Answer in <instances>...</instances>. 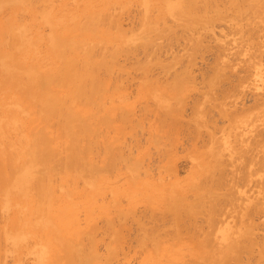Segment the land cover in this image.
<instances>
[{
	"label": "bare ground",
	"instance_id": "obj_1",
	"mask_svg": "<svg viewBox=\"0 0 264 264\" xmlns=\"http://www.w3.org/2000/svg\"><path fill=\"white\" fill-rule=\"evenodd\" d=\"M49 1L50 0H0V133L7 134L10 132H16V131L19 132L18 128L21 129L24 126L26 127L25 129L27 130V134H25L24 139H21V136H20V139L16 140L15 145L16 144L17 145L16 146L14 145L12 149L6 148L3 151L0 149V193H3L4 196H6V199H5L7 201V202L5 201L6 204L11 203V205L15 208V210L18 207L19 208L23 207L26 211H28V213L32 217H35V219H32V222H31L33 229L34 227L37 228V225H40L39 232H40V235H42L41 244L43 247V254L40 258V260L42 261V264L43 263L44 264H105L107 262L109 264L111 260L113 259L115 260V258L113 257H115L116 254L120 252L119 250L121 249V246H122L120 244L122 236L126 235V234H123L122 232H124V230L125 231L127 230L128 235L129 233H131L130 228L127 229L128 227L124 226L125 225L124 222L126 218L128 217H129L128 219H130L131 217L132 218L131 221L136 222L135 226H137L136 228L138 231V237L136 236V238L138 240L135 238L136 240L134 241H137L136 242L137 244H135L134 242L135 246L137 245L139 246V249L141 250L143 249L142 251H146L145 249L147 248V246L150 245L149 252H152L154 256L158 255L159 256V257L157 256L158 258L163 257V259H165L166 263L163 262L164 260L161 261L162 259L158 260V258L155 256L157 260L160 262V264L162 263H165V264H239L241 263V260L243 261V259H240L241 255L244 254L242 253L243 251H245V253L247 252L252 255V252H251L253 251L252 247L257 244L256 242L257 240L254 237H252L253 235L252 230L257 228V227L255 228L254 224L256 222L254 221V219H256L259 216L264 217V202L262 201L264 198L262 200L260 199V197L261 196L263 197L264 194L259 196L258 195L259 190H258L256 192L258 194L254 195L253 199H250V201L249 199H247L248 203L247 202L244 203V201H246L244 200L245 198L241 195H238L239 193L238 191H236L237 190L236 188L242 185L244 182L250 180L251 176L253 175L257 176L258 172L262 171V169L264 168V127L260 128L258 126L257 122L260 117L258 118L257 116L259 114L256 115L258 111L257 109L259 108L261 109L264 106V101H263L264 97L263 98L261 97L260 99V96H259L260 94L257 95L259 97L254 95L255 97L251 103L252 105L247 106V108L246 107L241 108L240 112H236V109L234 110L233 108H232L233 110H230L231 105L232 107L233 105L236 107V102H233V104L231 103V105L228 106V104L225 103L224 101V98L227 97L225 95L226 92L225 94L220 93V94H223L224 96L222 95V97H218L216 90L218 92L219 91L218 89L222 85L221 83L225 82L224 75L226 72H228L226 69L228 68L230 69L231 66L230 64H227L226 66L224 61H223L224 63L221 64L219 63V61L216 60L217 63L214 65V67L212 66L213 69L210 72L211 75L207 73L209 77L206 78L205 80L206 85L204 84L207 90L202 95V101H195V102L192 101L193 104L191 102L192 109H191V114H190L191 117H189L190 118L189 122L192 125L195 133L197 134L200 131L202 132L206 128L209 129L208 126H212L210 130L213 129L215 133L219 131L220 134L223 133V135L225 136L222 139H217L214 136V134L208 132L207 135H208L209 142L214 144L213 146H216V147H213L211 143H210L211 146H207L205 144L204 146L203 144H201L200 146L194 145L191 151L190 152L188 151L192 155V156L190 155V158L194 160L192 161L194 165L193 170L190 172L191 173L190 178L188 177L189 179L187 178V180L185 178L184 184L179 185L177 184L178 183L177 177L174 174V172L176 171L175 164H174V158H173L174 155L176 154V152L174 151V147H176L177 143H180L183 140L181 139L183 137L184 139L186 138V141L190 140V137H188L190 133L189 132L186 133L185 132L187 131L186 129L185 131L183 130V128L185 127H182V124H181L182 122H180V128L178 130L179 124L178 126H176L175 125L176 123L173 120H176L179 109L181 108L182 103L184 102V98L186 96L187 97L189 96L188 93L190 92L192 88L191 86H185L186 85L185 83L187 82V80H189V84H190V81H192L190 79L192 77L190 78V76H188V74L185 73L186 71L184 70L185 74H183L184 77L182 79H180L177 76L175 77L172 76L173 81L171 80V83L166 84V86L164 85L158 86V84H155V87H153V89L149 87L152 90V92L148 91L149 95L150 93L154 92L150 96L147 95L148 92L147 94L145 93L147 85L142 84V88L141 86L140 88H138L139 91H138L137 97H139V99L148 100L146 102L147 103L149 102V104L151 102V107L148 106L147 104H144L142 106L143 109L145 105L146 107L148 106L150 108V111H149L147 107V110L149 112L146 109H144V112L146 111L148 112V114L147 113L145 114L143 112V115L146 116V117L144 116L145 117L144 119L147 121L144 123L142 119L143 115L138 114L139 116L136 117L131 114L133 113L131 112L133 109H131V104H130L132 101L130 103H128L129 100L124 102L122 100L126 98H123L121 100V102L123 103L122 104L119 103V106L117 105L118 104L117 101H119L118 99L119 97L116 98L117 96L115 95L117 93L115 94V92L119 91V89L117 88L119 85L117 86L116 84L117 80H116L114 81V85L111 86L110 83L112 81L109 80V75L112 71L114 59H116L115 56L121 53L118 51L120 49H123L122 44H124V42L122 41V44H121L122 46L116 43L117 45H119V47L121 46L122 48L118 47L119 49L117 48V51H114V48H115L114 47L113 48L114 52L111 50L112 48L110 49L111 50L110 51L108 48L111 47L110 46L111 44L109 43H111L112 41L111 40L109 41V39H105L107 38V37H104L107 32L105 31V29L107 28L103 26H105L108 20H112L114 17V14L112 17L110 16L111 14L107 13L108 10L110 11V13H112L111 12L112 10L110 9H112V6H114V3L116 4L115 6L117 7L120 6L118 8L122 9L121 7L125 6L129 2L125 0L128 3L122 6V4L117 5V3H122L125 1L116 3L115 2L116 0H81L82 1V8H80L81 10L79 9L80 10L78 11L79 13L74 12L73 14H71V17L69 16L70 20L67 22L68 23L70 22V24H68L65 20V16H60V17L50 16L52 12L48 8L45 7L46 6L45 3L47 2L48 4ZM52 1L53 0H51V2ZM66 1L69 2L70 4L71 1L75 2L76 0H70V1L62 0V2H64L65 4H68L66 3ZM150 1H154V0H139L138 1L140 2V4L144 6V11H143V14L140 12V15L137 17H140V20H142V15H144L145 17V20H144V23H146L144 24L145 32L142 29L144 33L147 32L148 34L149 31L154 32L152 35L156 38L159 37L161 39L165 37L166 35H170L173 32V28H176L175 26L177 27L181 26L180 24L182 22L181 21L182 19H184L183 22L184 21L187 22L188 20H191V21L193 20V22H195L194 21L195 18L194 19L192 18L193 16H191L192 15L191 13L193 12L198 13V9L199 7H201L199 6V3L203 6L202 9L207 8V6L204 8L205 6L204 4L206 2H203V0L202 1L201 0H174L173 2L169 0H160L161 1L160 5L161 3H163V7L156 6L159 4L157 2L158 0L154 1V2H157L158 4L156 5L152 4V5H155L156 7H152L150 4ZM196 1H198L199 3ZM209 1L207 2L212 3L213 0L211 2ZM231 1H234V0H231ZM237 1L240 2L242 0H237ZM243 1L247 2L248 4L246 3V5L248 6H245V3L244 5H242L241 3L243 8L241 6H239L238 8L237 6L238 2L237 4L235 3L236 6L234 5V2H233L232 6H235L236 8L239 9V10L236 9V11L239 12L237 13L238 15L240 13L244 15V13L247 12L246 10H248V12H250L251 14L256 13V15L258 16L264 14V10H263L264 7L262 6V3H261L262 1L264 4L263 0H257V1L256 0H243ZM54 2H56V0H54ZM97 3H100V4L97 5ZM225 3H226V0H225ZM39 4L40 6L41 5L43 6V4H45V6L43 7L41 6L43 9H41ZM258 4H261V6ZM35 5H37V7L39 6L38 8L41 9L39 11L38 16L36 12H38L39 9L36 11L37 8L34 9ZM229 6H231V4ZM229 6L228 8H226V10L232 8ZM151 7L154 9L156 8V14H155L156 20H153L152 22L154 24H152L151 22L152 27L151 26L149 27L148 24H150V21H151V20L149 21V18H150L149 16H152V15H149V13H151L150 12L152 9ZM235 7H234V10H235ZM256 8L262 9L263 12L261 13L260 10L259 12L257 11L255 12V10H258ZM202 9H199V10H201L200 12L204 14V11ZM122 11H124V9ZM5 12H7V14ZM210 12L211 13L214 12L212 14L213 17H214V14L216 15L218 14L217 13L218 11L215 12L213 10L212 11L210 10ZM229 12H232V10ZM234 12L235 11H233L232 13L234 14ZM25 13L30 14L31 18L33 19L37 17L38 20L41 21L42 25L43 24L48 25L50 28L49 34L45 37L40 34L31 35V31H32L30 27L31 24H28L27 21H25L27 18L23 15ZM202 13L201 15H203ZM205 13L208 15V12L205 11ZM219 13H223V10L222 12H219ZM232 13L230 14L233 16ZM3 14L7 16H3ZM105 14H109L111 19H109V16L107 19V17H105L107 15ZM188 14H190V17H191V18L189 17L190 19H188L187 17ZM20 15L24 16L22 18V20L24 19L23 21L21 20L20 17L22 16ZM33 15H35V17ZM238 15H236V13L234 14V18H233L234 23H235V19L237 20ZM240 15L238 16V20L235 23L236 26L238 25L240 27L241 23L239 24V22H241L240 21L241 16L243 17V19H245L246 21L248 20L250 22L249 26H252L251 24L253 20H249L245 18L248 16L247 14L246 16H243V15L240 16ZM232 16L229 17V21L232 18ZM69 17H66V18L69 19ZM213 17H212V21H213ZM257 17L255 16L253 17V19ZM262 17L264 18L263 15ZM217 18L218 19L215 18L216 20L214 21L221 20V18L219 17ZM247 18H252V16L251 17L248 16ZM102 19H103V24L105 23L103 26H102ZM167 19H169V21ZM185 19H188V20H185ZM104 20H107V21L105 22ZM170 20L173 21V23H176V22L178 23V21L180 20L179 22L180 24L177 25L176 23L175 25L174 24L172 25ZM197 20L198 18H196V21ZM202 20L205 21V19L203 18L201 20H198L195 23H198L200 25L201 24L200 22H202ZM256 20L253 23L254 25L256 23ZM191 21H189L188 24L192 23ZM233 21L231 20L230 22H233ZM65 22L67 23V25L64 24ZM111 22L112 21H110V23ZM118 22L116 20L112 22L113 26L115 25L114 27H112L110 23H107V24H110L109 26L106 24L107 27L111 26L110 27L111 30H109L107 33H110L112 31V28H114L115 30L116 25H118V29H119ZM138 22H141V21H138ZM247 22H245V24ZM203 23L205 22H202V25L200 26H204V25L206 26V23L205 24ZM258 23L259 21H257L256 24ZM192 24H193L192 25L193 28L197 26V25L194 26L195 25L194 23ZM211 24H213V22ZM153 26L160 27V28L159 30L158 28L153 29L154 28ZM200 26H198V28ZM207 26H209V24ZM190 27L187 25L185 28H188L189 30ZM192 27H191V30H194V32H196L197 30L195 31V29H192ZM241 28L238 29L234 27L233 30L237 29L236 31H233L232 29H229V30L233 31V33L239 30L235 34H238L237 39L239 38V41L241 40L242 42L243 41L242 38L245 35V32H243ZM191 30H189V34L192 32ZM229 30L227 29L226 31H229ZM117 31L115 30V33ZM151 32L149 33L151 34ZM197 32H198L197 34L196 33L194 34L195 36L200 34L199 31ZM257 32H260V31H256L255 33ZM115 33H113L112 31L113 36L110 35V37L112 36L111 39H114V37L118 38L117 36H114ZM144 33L141 34L139 32L138 36L141 34L143 38ZM193 33H192V37L190 36L191 34L189 36L195 41V39L198 38L199 36L195 38ZM120 34H115V35L119 36ZM150 34L148 35V37L150 38L145 36L142 39L139 36L142 40H140L139 37H137L139 39H136V38L134 39V37L131 39H127L126 44L128 46L124 44L125 48L127 47L129 48V46L133 47L135 45L140 46L143 49L147 48L151 42L156 40V38L152 37V35ZM175 35L177 34L175 33ZM261 35L264 36V34L260 33V37ZM101 37H103L104 40L109 41L108 43L109 45L108 44L106 45L108 46L107 49L109 50L107 53V56L104 54L105 50L104 51L102 50L103 48L106 47L105 44H102L101 42L98 43L99 41L104 42V40H102ZM119 37H122V36L120 35ZM199 38L197 40H199ZM169 39H168V42L171 44V41ZM197 40L195 42L192 41L194 44L193 48H196L198 46L200 48L201 44L197 43ZM38 42H43L42 44H45L43 45L45 47L43 49H46V50L43 52H45L44 53L45 55L47 54V58L51 59V61L55 59L56 62L54 61L52 65L51 63L48 65L44 64V61H43L45 57L44 54L42 55L44 56L43 58L39 57V52H37V49H36ZM115 42L121 43V41H115ZM200 42L203 43L201 40ZM97 43L98 45L101 44V47L99 46L100 48L99 47L97 48L99 51H97V54H95L94 51L96 50L95 47ZM112 44L114 45V42ZM242 45L244 44L242 43ZM249 45H253L254 47L255 43L251 41L249 42ZM150 46L152 47L153 44ZM162 46H164V44ZM224 46H223L222 51L224 50ZM248 47L250 49L252 48V46L251 47L248 46ZM125 48H124V51H125ZM128 48L126 49V52L124 54L126 53L128 54L127 52ZM100 50H102L101 52L104 54V56H106V58L109 59V61L104 59V56L101 57L102 53L100 52ZM149 50L151 49L149 48ZM158 50L160 51V47L156 51L157 54L155 53L157 56L158 54H160V52L158 53ZM219 50L218 52L221 53L220 52L221 50L220 51ZM255 50H258V47L257 49L255 48ZM190 51L192 52L191 49ZM109 52L113 54L110 55ZM191 52L188 53V56L191 54ZM248 52L250 54V51ZM238 53L239 51L234 54H238ZM108 55L111 56L110 57L112 58L111 60L108 57ZM215 57H218V56H215ZM219 57L217 58L218 60H219ZM175 58H173L172 61ZM175 60L172 63H177V60L176 62ZM213 61H215V59ZM135 63H132V64H135ZM240 63H242V61H240ZM254 63L257 64L256 61L253 62V64ZM169 64L163 65L162 67L165 69H170L173 67L172 65H175V64H170V65ZM117 65H119V63ZM128 67H131L130 64L128 65ZM137 67L135 69H138ZM241 67L243 68V66ZM244 67H246V65ZM247 67L250 69L249 66ZM179 68L175 72H178L180 70ZM248 68H245V70ZM123 71L127 74L126 70H123ZM240 71H244V70L242 69ZM175 72H172V73H175ZM172 73L170 74L172 75ZM114 74H116V71ZM249 74H245V76L246 75L249 76ZM238 76H235V77H238ZM119 77L120 76H118V80L120 81ZM244 77L242 76L241 79ZM113 79L115 80L116 78H113ZM183 80H184V85H181L182 84L181 81ZM234 81L235 80L233 79V81L231 82L233 83ZM222 86L224 87V85ZM234 86L236 85L234 84ZM234 86H232V88L235 90L236 87L234 88ZM240 86L241 85L239 84V87ZM230 89L231 88L229 87L228 93H227L228 96H229ZM224 91L225 90H223V92ZM107 96H109L110 99L115 96L116 104L114 102L115 99L114 100L112 99L111 101H113L115 105H111L112 104L111 103L107 107V105L105 104V100H106V103L107 101H110V99L108 100ZM219 98L222 99L220 100V102L217 101V99L219 100ZM230 98L231 97H229V99ZM232 99H235V98L232 97ZM171 101H173V103ZM216 101L217 103L219 102V104H216ZM221 101H223L229 107V109L227 106L226 108L224 106V103ZM143 102L144 101H142V103ZM123 105L124 107H122ZM117 106L119 108L121 107V109H119ZM125 107L128 109H125ZM212 108L214 109L217 108V111H218L217 116H218L219 121L221 119H227V121H229L228 126L219 127V128L215 127V120H213V117L215 115L211 118H209L210 115H208L210 114L209 112H211V110H214ZM124 109L126 111H124ZM129 109H131L129 111L131 113L128 112ZM140 111L141 110H139V112ZM180 111L182 112V110ZM165 114L169 115V117H171L172 115L173 119L168 118L169 120H171L169 121L167 117L165 116ZM206 115L209 116L208 117L209 119H207ZM161 116L163 117L165 116L169 122L165 118H164L165 120L162 119ZM53 121H56L58 126L57 124L54 125L57 127V129H55L56 133L52 135V131L50 133L48 124L51 126L50 123ZM109 127L111 128V130L115 128V130H113L114 132L112 131L113 135L114 134L115 135L110 137L112 134L111 133L109 134L110 136L108 138L106 135V131H108L107 128ZM125 127H128L131 130V133L129 134L131 136L129 138L130 140L128 139L129 143L128 142L126 143V141L124 143V140H126L124 138H123L124 139L123 142L122 141L120 142V138H121L120 135H123V132L125 134L127 133L125 132L126 131ZM103 128L107 130L102 131ZM128 128H126L127 131H128ZM136 128H139V129L141 128L139 132L140 131L146 132L147 137H145L146 138L145 144H141L140 140H138L139 137L136 135V132H137ZM248 128L250 129L249 135L246 134V129ZM25 129H24V132L26 131ZM104 131H105V134L102 137L103 139L101 138L102 141L99 139L101 142L99 143L98 138L100 137V135L102 136ZM225 133L227 134V136ZM15 134L17 135V133ZM177 134H179V137L181 134V138L176 137L175 135ZM142 135H143V132H142ZM136 136L138 138H136ZM173 137H176V138L172 139ZM229 137H231V139L233 138L232 139L233 141L232 140L230 141ZM159 139H161L160 141H162L163 143L160 142ZM162 139L163 140L165 139L166 141H163ZM146 146L149 148H147ZM150 148L154 149V151L156 152L155 155L152 154L151 156L149 154ZM98 149L101 150L99 153H98ZM94 153L98 154L99 156L100 154L103 155V158L101 157V160H100L98 156H97L98 158H95L96 156L94 155L95 156L93 157L94 159L93 158L91 159ZM222 156L223 158L224 156L225 158L226 157L227 158L223 159ZM55 157L59 158V160L62 161L61 165L62 164L63 165L62 167L60 166L61 170L60 169L57 170V168H59L60 162H56ZM154 157H156L158 160V163L156 164V167L154 168L156 169L155 179L150 180L151 182L150 181L147 182L144 180L143 182L139 181L138 175H140V173L144 171L146 173V170L149 169L151 166V163H150L151 159ZM96 159H98L99 161L95 163L94 161H96ZM54 160H55L54 162L55 164L52 163V161ZM154 160L152 162H154ZM56 163L58 164V167L56 166L57 165ZM160 163L164 165L159 166L161 165ZM39 166H41L39 170L43 169L42 172H46L45 173L46 176L41 175L42 173H38L37 168ZM55 166H56V169H55ZM55 172L57 173L59 172L57 174L59 178L57 179L58 182L56 181L57 183L53 187L52 186L53 184H51V179L49 178V175L55 174ZM83 174H84V177H85V174H87L88 177L84 178V180L88 183V185L91 188L95 190L96 195H97V192L100 193V191H98L100 187L97 184L99 178H101V180L103 181H106L107 179L106 176L109 175L108 176L109 179L112 177L113 181H116L120 176H122V174H125L124 176L125 181H122V182H125L124 183L125 185L122 184L125 187L121 185V187L115 188L114 187L115 185H114L113 186L114 189L112 190L110 189L111 190L110 193L112 194V196L111 195H108V196L113 198L112 202L114 201L113 202L114 204H111V201H110L111 210L108 209L110 207L108 203L101 204L103 206L100 205L99 212H101L100 218L103 221V229H102V233H100V236L102 237L98 238L99 240L94 235V233L97 230L95 229H94L95 231L92 230L94 228L93 226L90 228L88 224L87 228L83 229L86 226L85 224L84 227L83 228L80 227L81 228L80 229L74 226V224H72L73 218L71 214L72 211L70 209L72 208V210L73 209L76 210L78 207L75 208V204L69 203L70 205L69 211L68 209L64 210L66 206V205L64 206V204H66L67 202H71L72 200L67 201L66 203H63V206L62 204L59 205L60 207L61 206L64 207L63 209L60 208L62 210V213L60 215H56L54 213L55 209L54 211H52V208H51L53 206L51 205L52 201L56 197V194H55L57 193L56 191H58L57 195H59L60 192L71 195V193H69V191L67 192L66 191L67 189L64 188L65 187L64 184L66 183V186H67V183H68V186H69L68 189L72 192V194H74L73 191L74 192L76 191L75 189L76 184L74 181L75 180L81 181L78 178H81ZM166 177H169V178L166 180ZM172 178H174V181H172L173 180ZM109 179H107V182L109 181ZM146 180L148 179L146 178ZM257 180L259 181V179L257 178L253 180L256 187L258 184ZM262 180L264 179L262 178L261 181ZM156 182L158 183L156 184ZM167 182H170L169 185ZM154 184L156 186H154ZM221 188H224V192L220 193L218 191L219 189L221 190ZM92 192L90 189V193ZM132 192H135V193L137 192L139 194V197L144 196L143 198H146L145 197L146 195L147 196L146 199L149 202L146 200V201H143L142 203L141 200L139 199L141 203H132L133 202L132 201L129 203V206L125 205L126 208H123L122 201H121L122 198L127 200L125 197H127V195H130ZM83 193H87V190L86 192L84 190ZM148 193L154 194V197H152ZM65 194H62V195H65ZM88 195H89V192H88ZM91 195H93V193ZM91 195H89L87 198H90ZM2 197L0 196V198ZM64 197L63 198L61 197V198L65 200L66 197L65 198ZM133 197L135 198L136 195ZM242 197L244 199H242ZM62 199L60 201H62ZM239 199L243 200V202H241L243 204L241 205V208H240L242 209V212L240 213L238 217L241 218V221H242V218L244 217L246 218L247 221L245 219H243L242 221L243 223H245L244 224L245 228L242 227L243 229H242L241 234L233 232V235H230L228 234V231L225 230V231L219 232L220 235H218L217 237L216 235L217 233H216L215 235L220 242H215L213 244L211 241L213 239V236L211 239L212 233L209 232L211 231L209 228L211 227L212 223L215 222V219L219 214L220 215H219L218 220L221 219L220 218L221 215H224V213L226 214V212H224V209H223L224 206L226 207L227 205H231ZM90 201L91 200H89V203ZM91 202H95V201H91ZM145 202H148L150 205H148V203L147 205H145L144 204ZM89 203L88 204L86 203L87 208H85L86 210L85 213L91 209V211L87 212L90 214V212L93 213V208H91V206L97 208L98 204L91 205L90 203L91 206H89ZM100 203H102V200ZM82 204H80L81 206L79 207V209L82 207ZM86 204L84 203V205ZM137 204H140L142 206L144 204V206H146L145 214L148 215L149 213V215L147 216L148 218L145 215V220L147 219L146 223H144L145 220L143 221V223L140 222L143 218L141 217L139 218V216L137 215L135 211L137 210L136 208ZM236 204L237 203H235V205ZM221 205L223 207H221ZM59 206L57 207L58 209H59ZM88 207H90V209ZM57 208H56V212H57ZM61 210H58V214L61 212ZM75 210L74 212H76ZM82 210L83 209H81V211ZM95 210L96 209H94V212ZM99 212L96 215H98ZM143 212H140V213H143ZM87 213L86 214L83 213V214L87 215ZM13 215L11 216L12 217L11 220H14ZM88 215L86 216V218L91 217ZM135 215L136 217L137 216L138 217L137 218L134 217ZM3 218L1 219V221H3ZM10 218L8 219L6 218V219L9 220ZM29 218L30 217H28V219ZM86 218L84 217V220L87 223ZM76 220L75 219L73 220L75 221L74 223L79 221V220L77 221ZM92 220L93 219H91V221ZM121 220L124 221L122 222V225L123 224L124 225L122 227H118L119 226L118 223L121 224V222H119ZM244 220L246 222H244ZM14 221H12L13 224L8 223L9 226L8 224H6V227H4L5 224L3 225V222L2 224H0V232L1 233L3 232V240H4V243H1L2 245L0 244V248H1L0 251L10 250L9 247L4 249L3 245L9 246L7 242H10L11 243L10 245H14L16 243L21 242L23 239L22 234H24V232L26 231L25 230L23 231V228H21V225L18 228V224H16L17 222L15 223ZM94 221H96V219H94L92 222ZM114 221H116L117 223L116 226L118 225L117 227L114 225L115 224ZM200 221L201 223L205 224V228L207 226L206 229L204 228V225L202 227L201 225L198 224V222ZM220 221L223 222L222 220ZM8 222H10V220ZM129 222H128V225H129ZM88 223L90 222L88 221ZM262 224L264 226V223ZM220 230H222V228ZM262 230L264 232V228ZM31 232H26V233H31ZM212 232L214 233L215 231H212ZM60 233L63 235H61ZM37 234L38 233L36 232V235ZM65 234L69 235V237H65L64 236ZM82 235L85 236V243H84V240H82L83 243L82 241H80L81 239H83ZM131 236L133 238V236L135 235L131 233ZM263 236L260 238L261 240L264 238ZM188 240L192 242L191 246H189L188 243H186V242H189ZM5 241L7 242L5 243ZM100 241L104 245V249H105L104 255L102 254L100 255L98 253V244ZM20 245L22 244L20 243ZM135 246L132 247V251H135L134 250ZM258 247H259L258 260H256L257 258L254 257L255 261H253L254 262L253 264H264V246L260 247L258 245ZM11 248L13 249V246ZM182 248H185L186 250L187 249L191 250L190 252L192 253L190 252H189L190 254L186 253V255L189 254V257L184 256L182 254V251H183ZM3 253L1 251L0 255L1 256L5 255ZM253 253L255 252L253 251ZM151 254L149 253V255ZM149 255L147 256L149 257ZM155 257L152 258L151 256L150 260L156 259ZM185 257H188V258L186 259ZM245 258L248 259V257H245ZM157 260L156 261L152 260L154 263L152 262L151 263L155 264V262H158ZM246 262H249V260L246 261L245 259V261H243V264H247ZM250 262H252V260Z\"/></svg>",
	"mask_w": 264,
	"mask_h": 264
},
{
	"label": "rangeland",
	"instance_id": "obj_2",
	"mask_svg": "<svg viewBox=\"0 0 264 264\" xmlns=\"http://www.w3.org/2000/svg\"><path fill=\"white\" fill-rule=\"evenodd\" d=\"M70 1V0H69ZM122 1H125V0H116L115 2L117 3V2H122ZM126 1H128V2H126ZM125 2H122V3H117V5L118 4H122V6L124 5V4H126V3H128V4H126L125 6H123V7H121L122 9H120V8H118V7H120V6H115L116 4L114 3V6H112V9H110V10H112L111 12L112 13H110V11L108 10L107 11V13H109V14H111L110 16H112L113 17V14H114V17H113V19L112 20H108V22H106L107 20H104L105 22H106V24L107 23H110V21H114V20H116L117 22H118V20H119V29H118V25H116V31L117 30H119V31H117L116 33H115V30H114V28H112V31H113V33H115V34H120L122 37H119L118 35H115L114 34V36H117L118 38H116V37H114V39H111V37L113 36V34H112V31L110 32V33H107L109 30H111L110 29V27L112 26V27H114L113 26V24H112V22L110 23L111 24V26L110 27H107L106 26V24H105V26H103L104 24H103V19H102V26L103 27H105V28H107V29H105V31H107L106 32V34H105V36L104 37H107V38H105V39H109V41L111 40L112 42L111 43H109V41L107 42L106 40H104V38L103 37H101L102 38V40H104V42H102V41H97L98 43H102V44H105V46L109 43V44H111L110 46V48H108V46H106L105 48L107 49H111L112 51H113V48H114V51H117V48L119 47V45H121L122 44V41L124 42V44L126 45V46H128L127 44H126V41H127V39H131V38H133L134 37V39L136 38V39H139L140 37L142 38V33H144L145 32V26H144V24H146V23H144V20H145V17H144V15H142V20H140V17H137V16H139L140 15V12L143 14V11H144V6L142 5V4H140V2H138L139 0H126ZM154 1H157V0H154ZM154 1H150V4H151V6L152 7H160V6H162L163 7V3H161V5H160V0H158L157 2L159 3H157V2H154ZM169 1H171V2H173L174 0H169ZM202 1V0H201ZM200 1V2H201ZM207 1H209V0H206V1H204L203 0V2H206L204 5V8L207 6V10L206 9H202L203 8V6L198 2V1H196V2H198L199 3V6H201V7H199V9H202L203 11H204V14L202 13V12H200L201 10H199L198 9V13H200V14H198L197 12H193V13H191L192 15L191 16H193L192 18L194 19V21L195 22H197L198 20H201V19H205V21H203L202 20V22H205L206 23V26L204 25V26H200V25H202V22H200L201 24L199 25L198 23H195V22H193V20L191 21V20H188V19H190L191 17H190V14H188L187 15V17H188V19H185V20H188L187 22L186 21H184L185 23H186V25H185V23L183 22V20L184 19H182L181 21V24L179 23L180 22V20L178 21V23H177V25H181V26H179V27H177V26H175L176 28H173V32L170 34V35H166L165 37H163L162 39L161 38H159V37H154L152 34L154 33V32H151V31H149V32H151V34L148 32V34H147V32L146 33H144V37L146 36V34H147V36L146 37H148V35L150 34V35H152V37H154V38H156V40H152L153 42H151L149 45H148V47L151 49V50H149V48L147 47V48H141L140 46H136V48H135V46H133V47H131V46H129V48H128V54L126 55V54H124L125 52H126V49L127 48H125V46H124V44H122L123 45V49H120L118 52H121V53H119L118 55H116L115 56V58L117 59H114V64H113V67H112V71H111V73H110V75H109V80H111L110 82V84H111V86L112 85H114V81H116L117 80V88L119 89V91L117 92H115V96H117L116 98H118L119 99V101H117V105L119 106V103L120 104H122L123 102H121V100L123 99V98H126V99H123L122 101H124V102H126V101H128L129 100V102L128 103H130L131 101V109H133L131 112H133V113H131V112H129L131 109H129L128 110V112L129 113H131L133 116H136V117H138L139 115H143V112H144V109H146L147 110V107L148 106H150L151 107V102H150V104H149V102L147 103L146 101H148V100H143V99H139V97H137V94H138V91H139V89L138 88H140V86H141V88H142V84L144 85H147V88H146V91H145V93L147 94V92L148 91H150V92H152V90L151 89H153V87H155V84H158V86L160 85V86H166V84H168V83H171V80H172V76H177V77H179L180 79H182L184 76H183V74H185V73H187L188 74V76H190V80H192V81H190V84H189V80H187V82L185 83L186 85L185 86H191V90H190V92L188 93V97L186 96L185 98H184V102L182 103V106H181V108L179 109V112H178V115H177V117H176V120H173V121H175V125L176 126H178V124H179V126H178V130H179V128H180V122H182L181 124H182V127H185V128H183V130L185 131V129L187 130V131H185L186 133L187 132H189L190 133V135H188V137H190V140H187L186 141V138L184 139V137L183 138H181V134H180V137H179V134H177V135H175L176 137H178V138H181V139H183L180 143H177V145H176V147H174V151L176 152V154L174 155V164H175V172H174V174L176 175V177H177V180H178V183L177 184H179V185H182V184H184V182H185V178H186V180H187V178L189 177L190 178V175H191V171L193 170V162L192 161H194V160H192L191 158H190V151H191V149H192V147H194V145H196V146H200L201 144H205V145H207V146H213L214 144H212L211 142H209V139H208V132H210V133H212V134H214V136L217 138V139H222L225 135H223V133H221L220 134V132L218 131V132H214L213 131V129L212 130H210L211 128H212V126H208L209 127V129L208 128H206L205 130H203L202 132L200 131L198 134L197 133H195V131H194V129H193V127H192V125L190 124V122H189V117H191V107H192V105H191V102L192 101H202V95L204 94V92L207 90V88H206V84H205V80H206V78H208L209 77V75L207 74V73H209L210 75H211V70L213 69V67H214V65L217 63L216 62V60L217 61H219V63H224L225 62V64H226V66H227V64H230V66H231V68L229 69H226L228 72H226L225 73V75H224V77H225V79H224V81L226 82H222L221 84L222 85H224V87L222 86H220V88L218 89L219 91V93L217 92V90H216V93L218 94V97H222V95L223 94H220V93H224L225 94V92H226V98H224V101H225V103H227L228 104V106H230L231 105V103L233 104V102H236V107L233 105V107H232V105H231V107H230V110H235L236 109V112H240L241 111V108H243V107H246L247 108V106H250V105H252L251 103H252V101H253V99H254V97L255 96H257L258 94H260L259 96H260V99H261V97L263 98L264 96V36H262L261 35V37H260V33L261 34H264V31H262V30H264V18L262 17V15L264 16V14H262V15H260V16H258V15H256V13L255 14H251L250 12H248V10H246L247 12H245V11H243V12H245L249 17H251L252 16V18H247V17H245L246 19H249V20H253V22H252V26H249L250 25V22L248 23L245 19H243V17L241 16V15H243L242 13H240L239 15L241 16V19H240V21L241 22H239V24H240V27L237 25H235V23H236V21L238 20V14L237 13H239L238 11H236V9L237 10H239L238 8H239V6H241L242 8H243V6L242 5H244V3H245V6H248V5H246V3L247 2H245V1H240V2H238L237 0L234 2V1H229V0H226V3H225V0H210L209 2H211L212 1V3H208ZM220 1V2H219ZM257 1V0H256ZM264 1V0H263ZM48 2V1H47ZM47 2L45 3L46 4V6H45V4H43V6H45L46 8H48L52 13H51V17H60V16H65V20H66V22L67 21H69L70 20V17H71V14H73L74 12H77V13H79L78 11H80L81 9L80 8H82V1L81 0H76L75 2H70V4H69V2H67L66 1V3H68V4H65L64 2H62V0H56V2H54V0L51 2V0L49 1V3L47 4ZM203 2H202V4H203ZM222 2V3H221ZM233 2H234V5L236 6V4H237V2H238V4H237V6H238V8H236L235 6H232L233 5ZM251 2V1H250ZM255 2V1H254ZM40 3V2H39ZM208 3V4H207ZM236 3V4H235ZM241 3H242V5H241ZM259 3H260V1H259ZM261 3H262V6L264 7V4H263V2L261 1ZM41 4V3H40ZM40 4H39V6H40ZM98 4H100V3H97V5ZM152 4H158V5H152ZM231 4V6H229ZM240 4V5H239ZM248 4V3H247ZM251 4H253V3H251ZM255 4V3H254ZM258 5H260L261 6V4H258ZM38 6V7H39ZM42 6V5H41ZM40 6V7H41ZM42 6V7H43ZM48 6V7H47ZM52 6V7H51ZM228 6L229 7H232V8H230V9H227V10H229V11H231L232 10V12L233 11H235L234 12V14L236 13V15H238L237 16V20L235 19V23H234V21H233V18H234V14L232 13V12H229V11H227L226 10V8H228ZM37 7V5H35L34 6V9H36V11L39 9ZM41 7V9H43ZM113 7H114V9H113ZM127 7V8H126ZM151 7V8H152ZM224 7H225V9H224ZM234 7H235V10H234ZM262 7V8H263ZM241 8V9H242ZM259 8H261V7H259ZM41 9H39L38 10V12H36L37 13V16H38V14H39V11L41 10ZM80 9V10H79ZM124 9V11H122ZM126 9H128V10H126ZM256 9H258V8H256ZM154 10V11H153ZM209 10V11H208ZM210 10L212 11H215V12H217L218 14H220V15H216V14H214V17H213V13H211L210 12ZM222 10H223V13H219V12H222ZM225 10V11H224ZM259 10H260V12L262 13L263 12V10L262 9H258V10H255V12L257 11V12H259ZM120 11H122V12H120ZM205 11L206 12H208V15L205 13ZM151 13H149V15H152V16H149L150 18H149V21H150V24H148L149 25V27L151 26L152 27V25H151V22L153 21V20H156V18H155V14H156V8L154 9V8H152L151 9V11H150ZM154 12V13H153ZM209 12H210V14H209ZM6 14H7V12H5ZM4 13V14H5ZM106 13V12H105ZM153 13V14H152ZM201 13L203 14V15H201ZM230 13H232L233 14V16L230 14ZM244 13V15L243 16H246V14ZM260 13V14H261ZM3 14V16H7V15H4ZM27 13H25V14H23L25 17H27L26 18V20L25 21H27V23L28 24H31V35H35V34H40V35H42V36H47L48 34H49V31H50V28H49V26L48 25H45V24H41V21L40 20H38V18L36 17L35 19H33V18H31V16H30V14H27ZM34 14H35V12H34ZM109 14H105V15H107V16H105V17H107V19H108V16H109ZM122 14V15H121ZM138 14V15H137ZM250 14H251V16H250ZM259 14V13H258ZM32 15V14H31ZM117 17H116V16ZM210 15V16H209ZM215 15H216V17H215ZM232 16V18L230 19V21L232 20L233 22H230L229 21V17H231ZM20 16H22V15H20ZM24 16H22V17H20L21 18V20H22V18L24 17ZM34 17H35V15H33ZM32 16V17H33ZM70 16V17H69ZM109 16V19H111V17ZM207 16V17H206ZM257 17L258 19H260V20H258L257 18H254L253 19V17ZM30 17V18H29ZM66 17H69V19H67ZM187 17H185V18H187ZM190 17V18H189ZM202 17V18H201ZM211 17V18H210ZM212 17H213V21H212ZM217 17H219V18H221V20H217V21H214V20H216V19H218ZM262 19H261V18ZM139 18V19H138ZM152 18V19H151ZM196 18H198V20L196 21ZM216 18V19H215ZM106 19V18H105ZM208 19V20H207ZM210 19V20H209ZM243 19V20H242ZM257 19V20H256ZM24 20V19H23ZM22 20V21H23ZM168 21H169V19H167ZM256 20V23H257V21H259V23L258 24H256L255 23V25L253 24L254 23V21ZM261 20H262V22H261ZM138 21H141V22H138ZM171 21V20H170ZM189 21H191L192 23H194L195 25L194 26H196L195 28H193L192 27V23H189L188 24V22ZM213 22V24H211L212 22ZM64 23V24H66L67 25V23ZM207 22H208V24H209V26H207L208 24H207ZM210 22V23H209ZM245 22H247L246 24H248V25H246L245 24ZM117 23V24H118ZM141 23V24H140ZM176 23H173V21H171V24L173 25H175ZM205 23H203V24H205ZM234 23V24H233ZM68 24H70V22L68 23ZM110 24H107L108 26L110 25ZM152 24H154L153 22H152ZM169 24V23H168ZM237 24H238V22H237ZM243 24H245V25H243ZM262 24V25H261ZM171 25V26H172ZM191 26L192 27V29H195V31L197 30V31H199V33L200 34H202V35H194L195 33L197 34L198 32L196 31V32H194V30H191V27H190V29L189 30H191L192 32L189 34V30H188V28H185L186 26ZM232 25V26H231ZM241 25H243V26H241ZM198 26H200L199 28H198ZM235 28H241V30L243 31V32H245V35L243 36V38H242V42H241V40L239 41V38L237 39V36H238V34H235V33H237V32H235V33H233V31H236L237 29H235V30H233V28L234 27ZM154 27V26H153ZM156 27V26H155ZM153 28V29H157L158 28V30H159V28L160 27H156V28ZM173 27V26H172ZM201 27H202V29H201ZM229 27H231V28H229ZM233 27V28H232ZM244 27V28H243ZM250 27V28H249ZM253 27V28H252ZM178 28V29H177ZM179 28H181V29H179ZM142 29H143V31H142ZM153 29H152V31H153ZM176 31H175V30ZM229 30V29H232L233 31H226V30ZM262 29V30H261ZM174 31H175V33L177 34V35H175V33H174ZM181 31V32H180ZM256 31H260V32H257V33H255ZM139 32L141 33L139 36H138V34H139ZM178 32V33H177ZM194 32V33H193ZM228 32H229V34H228ZM180 33V34H179ZM192 33H193V35L195 36V38L197 37V36H199L198 38H199V40H197L198 38H194L195 39V41L197 40V43H200L199 45H200V48H199V46L198 47H196V48H193V42L192 41H194L192 38H190V36L192 37ZM231 33H233V34H231ZM249 35V36H247V35ZM109 35V36H108ZM110 35H112L111 37H110ZM175 37H174V36ZM178 35H179V37H178ZM190 35V36H189ZM233 35V36H232ZM172 36V37H171ZM182 38H181V37ZM240 36H242V35H240ZM239 36V37H240ZM109 37V38H108ZM123 37H125V38H123ZM137 37H139V38H137ZM143 37V38H144ZM178 37V38H177ZM246 37H247V39H246ZM248 37H249V39H248ZM100 38V39H101ZM119 38H121V39H119ZM140 38V40H142ZM148 38H150V37H148ZM169 38H171V39H169ZM173 38V39H172ZM230 38V39H229ZM252 38V39H251ZM168 39L171 41V44L168 42ZM180 39V40H179ZM192 39V40H191ZM174 40V41H173ZM182 40V41H181ZM200 40L203 42V43H201L200 42ZM253 42V43H255V45H254V47H253V45H249V42H251V41ZM115 41H121V43L120 42H115ZM160 43H159V42ZM167 43H166V42ZM194 41V42H195ZM199 41V42H198ZM226 41V42H225ZM230 43H229V42ZM237 41V42H236ZM246 42V44H245V42ZM105 42H107V43H105ZM114 42V45L112 44ZM173 42V43H172ZM225 42V43H224ZM228 42V43H227ZM236 42V43H235ZM43 42H38V44H37V46H36V49H37V52H39V57H44V56H42L45 52H43V51H45L46 49H43V48H45L43 45H45V44H42ZM98 43H97V45H96V47H95V54H97V51H99L97 48L100 46L101 47V44L100 45H98ZM116 43H118L119 45H117ZM166 43V44H165ZM185 43V44H184ZM219 45H218V44ZM227 43V44H226ZM242 43L244 44V45H242ZM248 43V44H247ZM262 43V44H261ZM108 44V45H109ZM116 44V45H115ZM139 44V43H138ZM137 44V45H138ZM153 44V46L151 47L150 45H152ZM156 44V45H155ZM158 44V45H157ZM164 44V46H162ZM168 44V45H167ZM170 44V45H169ZM257 44V45H256ZM121 45V46H122ZM140 45V44H139ZM160 45V46H159ZM216 45V46H215ZM227 47V49H226V47ZM231 45V46H230ZM232 45H233V47H232ZM242 45V46H241ZM113 46V47H112ZM117 46V47H116ZM119 47V48H122V47ZM160 47V51L158 50V53L160 52V54H158V56L156 55L157 54V49H159V47ZM191 48H190V47ZM202 46V47H201ZM223 46H224V50L222 51V49H223ZM236 48H235V47ZM248 46H252V48L250 49ZM99 47V48H100ZM103 47V46H102ZM217 47V48H216ZM220 47H221V49H220ZM240 47V48H239ZM257 47H258V50H255V48L257 49ZM105 48H101L103 51L105 50V52H104V54L107 56V53H108V49L106 50ZM118 48V49H119ZM124 48H125V51H124ZM138 48V49H137ZM199 48V49H198ZM248 48H249V50H248ZM262 48V49H261ZM155 49V50H154ZM190 49L192 50V52L190 51ZM197 51H196V50ZM217 49V50H216ZM221 51H220V50ZM236 49V50H235ZM239 49V50H238ZM243 49V50H242ZM260 49V50H259ZM102 50H100V52L102 51ZM110 50V51H111ZM124 52H123V51ZM147 50V51H146ZM152 50H153V52H152ZM218 50L221 52V53H219L218 52ZM242 50V51H241ZM250 51V54H249V52L248 51ZM107 51V52H106ZM113 51V52H114ZM150 51V52H149ZM155 51V52H154ZM194 51V52H193ZM239 51V53L238 54H234V53H236V52H238ZM256 53V55H255V53ZM99 52V53H100ZM117 52V53H118ZM191 52V54L188 56V53H190ZM248 52V53H247ZM102 53V52H101ZM110 53V55L111 54H113V53H111V52H109ZM156 53V54H155ZM226 53H227V55H226ZM231 53V54H230ZM244 53V54H243ZM254 53V54H253ZM104 54L102 53L101 55V57H103L104 56ZM131 54H132V56H131ZM193 54V55H192ZM217 54V55H216ZM232 54H234V55H232ZM252 54V55H251ZM45 55V54H44ZM100 55V54H99ZM110 55H108V57L110 58L111 56ZM124 55V56H123ZM187 55V56H186ZM221 55V56H220ZM225 55V56H224ZM231 55V56H230ZM248 55V56H247ZM106 56H104V59H106V60H108L109 61V59L108 58H106ZM119 56V57H118ZM154 56H156V57H154ZM215 56H220L219 57V60L217 59L218 57H215ZM233 56H235V57H233ZM130 57H131V59H130ZM175 57H177V58H175ZM232 57V58H231ZM245 57V58H244ZM173 58H175L176 60H177V63H172L173 61H172V59ZM221 58V59H220ZM229 58V59H228ZM233 59V60H231V59ZM112 58H110V60H111ZM215 59V61H213ZM237 59V60H236ZM246 59V60H245ZM176 60H175V62H176ZM226 60V61H225ZM235 60V61H234ZM43 61H44V64H50L51 63V65L54 63V61H55V59H53L52 61H51V59H48L47 58V54L45 55V57H44V59H43ZM116 61V62H115ZM118 61V62H117ZM136 63H135V62ZM181 63H180V62ZM224 61V62H223ZM228 61V62H227ZM240 61H242V63H240ZM246 61V62H245ZM247 61H248V63H247ZM256 61V63L257 64H253V62H255ZM56 62V61H55ZM130 62H132V63H135V64H132V63H130ZM138 62V63H137ZM171 62V63H170ZM244 62V63H243ZM119 63V65H117ZM122 63H123V65H122ZM175 64V65H172L173 67L172 68H170V69H165V68H163L162 66L163 65H168V64ZM181 65H180V64ZM235 63V64H234ZM247 63V64H246ZM250 63V64H249ZM252 63V64H251ZM121 64V65H120ZM130 64V66L131 67H128V65ZM132 64V65H131ZM169 64V65H170ZM179 66H178V65ZM233 64H234V66L236 67H234L233 66ZM238 64H239V66H238ZM135 65V66H134ZM137 65H138V67H137ZM161 65V66H160ZM246 65V67H244ZM124 66V67H123ZM127 66V67H126ZM133 66V67H132ZM180 66H182V67H180ZM213 66V67H212ZM238 66V67H237ZM241 66H243V68L241 67ZM247 66H249L250 67V69L247 67ZM252 66V67H251ZM138 68V69H135V68ZM176 67V68H175ZM180 67V68H179ZM244 70V71H240V70H242L241 68ZM254 67V68H253ZM163 68V69H162ZM174 68V69H173ZM178 68L181 70H179L178 72H175V71H177L178 70ZM245 68H248V69H246L245 70ZM123 70H126L127 71V74L123 71ZM171 70V71H170ZM184 70L186 71L185 73H184ZM234 72H232V71ZM249 70V71H248ZM115 71H116V74H114L115 73ZM147 71V72H146ZM208 71V72H207ZM114 72V73H113ZM172 72H175V73H172ZM230 72V73H229ZM244 72V73H243ZM248 72V73H247ZM120 73H122V74H120ZM170 73H172V75L170 74ZM177 73V74H176ZM182 73V74H181ZM250 73V74H249ZM125 74V75H124ZM174 74H176V75H174ZM178 74H179V76H178ZM244 74V75H243ZM245 74H249V76L248 75H246L245 76ZM114 75V76H113ZM169 75H171V76H169ZM181 75V76H180ZM206 75V76H205ZM227 75V76H226ZM239 75V76H238ZM113 76V77H112ZM118 76H120L119 77V79H120V81L118 80ZM124 76H126V77H124ZM128 76V77H127ZM230 76V77H229ZM233 78H232V77ZM235 76H238V77H235ZM244 77V78H242L241 79V77ZM123 77V78H122ZM171 77V78H170ZM173 77V78H174ZM204 77H205V79H204ZM228 77V78H227ZM235 77V78H234ZM113 78H116L115 80L113 79ZM140 78V79H139ZM189 78V77H188ZM231 78V79H230ZM146 79V80H145ZM156 79V80H155ZM233 79L235 80L233 83L231 82V81H233ZM240 79V80H239ZM149 80V81H148ZM227 80H229V81H227ZM246 80V81H245ZM173 81V80H172ZM241 81H243V82H241ZM245 81V82H244ZM141 82V83H140ZM151 82V83H150ZM182 82V84L181 85H184V80L183 81H181ZM237 84H236V83ZM119 83V84H118ZM121 83V84H120ZM149 84V86H148V84ZM232 83V84H231ZM242 83V84H241ZM247 83V84H246ZM115 84V85H116ZM205 84V85H204ZM234 84L236 85V86H234ZM239 84L242 86H240L239 87ZM121 85V86H120ZM234 86V88H235V90L232 88V86ZM123 86V87H122ZM152 86V87H151ZM151 89H150V88ZM198 87H200V88H198ZM205 87V88H204ZM229 87L231 88L230 90H229V96L227 95V93H228V89H229ZM244 87V88H243ZM143 88H144V86H143ZM226 88V89H225ZM241 88V89H240ZM117 89V90H118ZM221 89V90H220ZM232 89H233V91H232ZM120 90H122V91H120ZM223 90H225L224 92H223ZM238 91V92H237ZM231 92H232V94H231ZM118 93H120V94H118ZM154 93V92H153ZM153 93H150V95L151 94H153ZM242 93H243V95H242ZM245 93V94H244ZM123 94V95H122ZM221 96H220V95ZM262 94V95H261ZM120 95V96H119ZM147 95H149V92H148V94ZM149 95V96H150ZM232 95H234V96H232ZM235 95H236V97H235ZM255 95V96H254ZM115 96L114 97H112L111 99L109 98V96H107L108 97V100L110 99V101H107V103H106V100H105V104L107 105V107L111 104V105H115L116 104V98H115ZM126 96V97H125ZM224 96V95H223ZM242 96V97H241ZM253 96V97H252ZM259 96H257V97H259ZM107 97H106V99H107ZM217 97V98H218ZM229 97H231L230 99H229ZM232 97H234L235 99H232ZM199 98V99H198ZM114 100V102H115V104H114V102L113 101H111V100ZM137 99V100H136ZM229 99V100H228ZM260 99H259V101H260ZM134 100V101H133ZM220 100H222V99H220L219 98V100L217 99V101H219L220 102ZM226 100H227V102H226ZM231 100V101H230ZM142 101H144L143 103H142ZM217 101H216V104H219V102L217 103ZM263 101H264V98H263ZM172 103H173V101H171ZM221 102H223V101H221ZM224 103V102H223ZM224 103V106L226 107L227 105ZM230 103V104H229ZM144 104H147L148 106L146 107V105L144 106V109H143V105ZM192 104H193V102H192ZM220 104H222V103H220ZM105 105V106H106ZM117 106V107H118ZM137 106V107H136ZM227 106V107H228ZM122 107H124V105L122 106ZM226 107V108H227ZM119 108V107H118ZM139 108V109H138ZM233 108V109H232ZM238 108V109H237ZM119 109H121V107L119 108ZM125 109H128V108H126L125 107ZM124 109V111H126ZM138 109V110H137ZM148 109H149V111H150V108L148 107ZM212 109H214V108H212ZM228 109H229V107H228ZM260 109V108H259ZM259 109H257L258 111H257V113H256V115L257 114H259V115H257L258 116V118H259V120H258V126L260 127V128H262V127H264V106L259 110ZM139 110H141L140 112H139ZM145 110V111H146ZM151 110H152V108H151ZM180 110H182V112L180 111ZM263 111V113H262V111ZM123 111V110H122ZM148 111V110H147ZM144 112L145 114L147 113L148 114V112ZM127 112V113H128ZM217 108H215L214 110H211V112H209L210 114H208V115H210V117L208 116V115H206V117H207V119H209V118H211V117H213L214 115V117H213V120H215V127L216 128H219V127H226V126H228V123H229V121H227V119H221L220 121H219V119H218V116H217ZM258 112H260V113H258ZM139 114V115H138ZM180 114V115H179ZM261 114H262V116H261ZM145 115H143L142 117V119H143V121H144V123L145 122H147L144 118L146 117H144ZM165 116L167 117V119L168 118H171V119H173V116L171 115V117H169V115H166L165 114ZM163 117V116H161L162 117V119H166V117ZM180 116V117H179ZM209 117V118H208ZM215 117H216V119H215ZM164 119V120H165ZM166 119V120H167ZM181 119V120H180ZM206 119V120H207ZM261 119V120H260ZM169 120V119H168ZM167 120V121H168ZM178 120V121H177ZM180 120V121H179ZM169 121H171V120H169ZM168 121V122H169ZM218 121V122H217ZM256 123V124H257ZM260 123V124H259ZM51 124V126L48 124V128H49V130H50V133H51V131H52V135L53 134H55L56 133V130L55 129H57V127L56 126H54V125H56L57 123H56V121H53V122H51L50 123ZM52 125H53V127H52ZM212 125V124H211ZM57 126H58V124H57ZM213 126H214V124H213ZM101 127V126H100ZM111 127V126H110ZM107 128L108 129V131L109 130H111V128ZM129 127V126H128ZM128 127H125V132H127L126 134L123 132V135H120L121 136V138H120V142L122 141L123 142V140L124 139H126V140H124V143H125V141H126V143L128 142L129 143V138L131 137L129 134L131 133V130L128 128ZM26 127L24 126V127H22L21 129H19L18 128V130H19V132L18 131H16V132H10V133H4V134H1L0 133V149L3 151V150H5L6 148L7 149H12L13 148V146L15 145V143H16V140H18V139H20V136H21V139H24V137H25V134H27V130L25 129ZM54 128V129H53ZM113 128V127H112ZM126 128H128V131H127V129ZM24 129L26 130L25 132H24ZM107 129H105V128H103L102 129V131L103 130H107ZM141 129V128H140ZM139 128H136V130H137V132H136V135L139 137V139L138 140H140V143L141 144H145V137H147V134H146V132L145 131H140L139 132V130H140ZM53 130H55V131H53ZM113 130H115V128H113L111 131H106V135H107V137L109 138V134H111L112 133V131ZM249 128L248 129H246V134L247 135H249ZM105 131L103 132V134H102V136L100 135V137L98 138V140L100 139L101 141H102V137H103V135L105 134ZM108 132V133H107ZM114 132V131H113ZM139 132V133H138ZM142 132H143V135H142ZM15 133H17V135L15 134ZM145 134V135H144ZM195 136H194V135ZM226 134V133H225ZM115 135V134H114ZM113 135V133L111 134V136L110 137H112V136H114ZM118 135V136H119ZM125 135V136H124ZM193 135V136H192ZM200 135V136H199ZM203 135V136H202ZM205 135V136H204ZM117 136V135H116ZM136 136V138H138ZM199 136V137H198ZM226 136H227V134H226ZM176 137H173L172 139H174V138H176ZM191 137H193V138H191ZM102 138V139H101ZM124 138V139H123ZM177 138V139H178ZM129 139V140H128ZM151 139V138H150ZM181 139H179V140H181ZM229 139H230V141L233 139H231V137H229ZM100 140H99V143H101L100 142ZM161 139H159V141H160ZM163 140V139H162ZM192 140V141H191ZM5 141V142H4ZM154 141V140H153ZM155 141H156V139H155ZM158 141V140H157ZM158 141V142H159ZM163 141H166L165 139L163 140ZM233 141V140H232ZM157 142V143H158ZM160 142H162V141H160ZM159 142V143H160ZM193 142H194V144H193ZM163 143V142H162ZM210 143H211V145H210ZM180 144V145H179ZM17 145V144H16ZM15 145V146H16ZM101 145V144H100ZM204 145V146H205ZM179 146V147H178ZM147 147V146H146ZM178 147V148H177ZM213 147H216V146H213ZM147 148H149V147H147ZM188 150H187V149ZM190 148V149H189ZM101 150L100 149H98V153L100 152ZM189 151V152H188ZM149 154L152 156V154H154L155 155V151H154V149L153 148H150V150H149ZM187 152V153H186ZM95 153H97V152H95ZM93 154L92 155V157H91V159L93 158V157H95V158H98L99 157V159L101 160V157L103 158V155H101L100 154V156L98 155V154ZM95 155V156H94ZM153 155V156H154ZM98 156V157H97ZM192 156V155H191ZM226 156V155H225ZM225 156H224V158H223V156H222V158L223 159H226L225 158ZM55 159H56V162H60L59 164V168H57V170H61V168H60V166L62 167V165H61V162L62 161H60L59 160V158H57V157H55ZM94 159V158H93ZM155 159V160H154ZM154 160V162H152ZM97 161H99L98 159H96V161H94L95 163L97 162ZM55 162V160L54 161H52V163H54ZM100 163V162H99ZM151 166H150V168L149 169H147L146 170V173H145V171L144 172H141L142 173V175H141V173H140V175H138V179H139V181H142L143 182V180L144 181H150V180H152V179H155V177H156V169H154L155 167H156V164L158 163V160H157V158L156 157H154V158H152L151 159ZM55 164V163H54ZM53 164V165H54ZM57 164V163H56ZM161 165H159V166H163L164 164H162V163H160ZM192 165V166H191ZM57 167H58V164L56 165ZM56 166H55V169H56ZM39 168H41V166H39L38 168H37V171H38V173H42L41 175H45V173L46 172H42L43 171V169L41 170H39ZM43 168V167H42ZM264 168L262 169V171H259L258 172V174H257V176L256 175H253V176H251L250 177V180H248V181H246V182H244L242 185H240V186H238L235 190L236 191H238V195H241V196H243L242 197V199H244V200H246V201H244V203H248V200L247 199H249V201H250V199H253V197H254V195H256V194H258L259 196H261V195H263L264 194V180H262L261 181V179L263 178L264 179ZM56 171V170H55ZM84 172V171H83ZM82 172V173H83ZM59 173V172H58ZM57 172H55V174H52V175H49V178L51 179V184H53L52 186L54 187V185L58 182V174ZM85 173H86V171H85ZM130 173V172H129ZM145 173V174H144ZM87 174H88V172H87ZM87 174H85V177H84V174L82 175V179L81 178H78V179H80L81 181H79L78 179V181H74L75 182V184H76V191L74 192L73 191V193L74 194H72V192L68 189L69 188V186H68V183H67V186H66V183L64 184V188L65 189H67L66 191L68 192L69 191V193H71V195H69V194H65V193H63V192H60V194L59 195H57L58 194V191H56L57 193H55L56 194V197H55V199L52 201V204L51 205H53L51 208H52V211H54V209H55V211H54V213L56 214V215H60L61 213H62V210L61 209H63L64 207H62L63 206V203H66L67 201H71V202H67L66 204H64V206H65V209L64 210H67L68 209V211H69V203H71V204H75V208H77L76 210L75 209H73L72 210V208L70 209L71 211H72V213L71 212H69V213H71L72 214V224H74V226H76L77 228H83L84 227V225L86 224V226L83 228V229H85V228H87V226H88V224H89V227L91 228L92 226L94 227L92 230H97L95 233H94V235H95V237L98 239V238H101L102 236H100V233H102V229H103V221L101 220V218H100V216H101V212H99L100 211V205L101 204H104V203H108L109 204V206H110V201H111V204H114L113 202H112V200H113V198L112 197H110V196H108V195H111L112 196V194L110 193L111 192V190L112 189H114L113 188V186L116 188V187H121V185L122 184H124L125 182H122V181H125V178H124V176H125V174H122V176H120L116 181H113V179H112V177L109 179L108 178V176L109 175H107L106 177H107V179H109V181L107 182V179H106V181H103V180H101V178H99L98 179V182H97V184H98V186L100 187L99 188V190L98 191H100V193L99 192H97V195H96V192H95V190L93 189V188H91L89 185H88V183L84 180V178H86V177H88L89 176V174H88V176H87ZM260 174V175H259ZM145 175V176H144ZM46 176V175H45ZM256 176V177H255ZM263 176V177H262ZM122 178H124V179H122ZM146 178L148 179V180H146ZM169 177H166V180L168 179ZM188 178V179H189ZM227 178H228V176H227ZM255 178H257V179H259V181H261V182H259L258 180V184H257V187L255 186V183H254V179ZM103 179V178H102ZM138 179H137V181H138ZM173 179V180H172ZM172 179H170V180H172V181H174V178H172ZM184 180V181H183ZM57 181V182H56ZM85 181V182H84ZM155 181V180H154ZM172 181H170V182H172ZM77 182V183H76ZM84 184H83V183ZM101 182V183H100ZM104 182V183H103ZM151 182V181H150ZM170 182H167L168 183V185H169V183ZM179 182H181V183H179ZM87 183V184H86ZM158 182H156V184H157ZM262 185H261V184ZM107 184H109V185H107ZM111 184V185H110ZM118 185V186H117ZM125 185V184H124ZM124 185H122V186H124ZM261 185V186H260ZM109 186H110V188H109ZM154 186H156L155 184H154ZM178 186V185H177ZM260 186V187H259ZM89 187V188H88ZM108 187V188H107ZM112 187V188H111ZM125 187V186H124ZM86 188V189H85ZM89 189V191H88V189ZM104 188V189H103ZM226 188V187H225ZM262 188V189H261ZM77 189H78V191H77ZM90 189H91V192L93 193V195H91L92 193H90ZM111 189V190H110ZM85 190V192H86V190H87V193H83V191ZM259 190V192L258 193H256L257 191ZM55 191V190H54ZM108 191V192H107ZM81 192V193H80ZM88 192H89V195H91L90 196V198H87L89 195H88ZM105 192H106V194H105ZM218 192H224V188H221V190L219 189V191ZM261 192V193H260ZM65 194V195H62V194ZM110 193V194H109ZM134 193L135 192H132L130 195H127V197H125L127 200H125L124 198H122V205H123V208H126V206L128 205L129 206V203L130 202H132V203H143V201H146L147 199V196L145 195V197L146 198H143L144 196H141V197H139V194L136 192L135 193V195H136V197L134 198L133 196H135L134 195ZM1 195V197L2 198H0V224H2V222H3V225H4V227H6V224H10V223H12V221H14L16 224H18V228L20 227V225H21V228H23V231L25 230L26 232H31V233H26V232H24V234H22L23 235V239H22V241L21 242H19V243H16V244H14V245H10L11 243L10 242H7V241H5V243L7 242V244H9V246L8 245H3L4 246V249H6V248H8L9 247V251H7V250H1L2 251V253L3 252H5V253H3V254H5V255H0V264H42V261L40 260V258H41V256H42V254H43V247H42V244H41V242H42V235H40V232H39V229H40V225H37V228H35L34 227V229L32 228V224H31V222H32V219H35V217H32L29 213H28V211H26L23 207H18L16 210H15V208L11 205V203H7L6 204V196H4V194L3 193H0ZM85 194H87V195H85ZM104 194H105V196H104ZM149 195H151L152 197H154V194H152V193H148ZM85 195V196H84ZM102 195V196H101ZM66 198H65V197ZM83 196V197H82ZM93 196V197H92ZM138 196V197H137ZM5 197V198H4ZM64 197L65 198V200L64 199H62V198ZM69 197H71V198H69ZM99 197H100V199H99ZM255 197H257V196H255ZM262 197V196H261ZM260 197V199L262 200L263 198H264V195H263V197L261 198ZM82 198V199H81ZM94 198H95V200H94ZM98 198V199H97ZM103 198H104V200H103ZM111 198V199H110ZM131 198H133V199H131ZM62 199V201H60ZM69 199V200H68ZM86 199V200H85ZM141 200V202H140V200ZM242 199H239V200H237L235 203H237L236 205H235V203H233V204H231V205H227L226 207L224 206V212H226V214L224 213V215H221L220 216V218L221 219H219L218 220V218H219V215L216 217V219H215V222H213V223H215V224H213L212 223V225H211V227L209 228L211 231H209V232H211L212 234H214V235H212L211 234V239H212V236H213V239L211 240L212 241V243L214 244L215 242H220L218 239H217V237H218V235H220L219 234V232H222V231H225V230H227L228 231V234H230V235H233V232H236V233H238V234H241L242 233V229L243 228H245V226H244V224L245 223H243L242 221H243V219H245L246 220V218L244 217V218H242V221H241V218H239L238 216L240 215V213L242 212V209H240L241 208V205L243 204V203H241V202H243V200ZM57 200H59V201H57ZM83 200H84V202H83ZM89 200H91V201H95V202H91L90 201V203H91V205H96V204H98L97 205V208H95V207H92L91 205H90V203H89ZM96 200H98V201H96ZM101 200H102V203H100L101 202ZM128 200H129V202H128ZM131 200V201H130ZM137 200H139V201H137ZM6 201V202H5ZM65 201V202H64ZM109 201V202H108ZM126 201V202H125ZM136 201V202H135ZM148 201V200H147ZM263 202H264V199L262 200ZM56 202H60L59 204L58 203H56ZM77 202V203H76ZM97 202H99V203H97ZM128 202V203H127ZM149 202V201H148ZM148 202H145L144 204L145 205H147V203ZM83 203V204H82ZM84 203L86 204H88L89 203V206H91V208H93V213L92 212H90V214L89 213H87V212H89V211H91V209H90V207H88L89 209H87V210H89V211H87L86 213H87V215L88 216H91V217H87L86 218V216L87 215H84V214H86L85 213V208H87V204L86 205H84ZM62 204V206L60 207L59 205H61ZM80 204H82V207L79 209V207L81 206ZM144 204H143V206L142 205H140V204H137L136 205V208H137V210H135L136 211V213H137V215L139 216V218L141 217V218H143L140 222H142L143 223V221L145 220V215H146V217L149 215V213H148V215L147 214H145L146 213V211H145V209H146V206H144ZM126 205V206H125ZM148 205H150L149 203H148ZM59 206V209L57 208ZM84 206H86V207H84ZM101 206H103V205H101ZM125 206V207H124ZM57 208V212H56V208ZM99 207V208H98ZM221 207H223L222 205H221ZM61 208V209H60ZM239 208V209H238ZM81 209H83L82 211H81ZM94 209H96L95 210V212H94ZM108 209H110L111 210V206L108 208ZM144 209V210H143ZM148 209V208H147ZM228 209V210H227ZM20 212H19V211ZM58 210H61V212L58 214ZM74 210L76 211V212H74ZM141 210V211H140ZM145 211V212H143V211ZM241 210V211H240ZM16 211H17V213H16ZM99 212V214L98 215H96L98 212ZM139 213H138V212ZM97 212V213H96ZM140 212H143V213H140ZM229 212V213H228ZM16 213V214H15ZM84 213V214H83ZM2 214H4V215H2ZM14 214V215H13ZM140 214H141V216H140ZM143 214V215H142ZM13 215V217H14V220H11L12 219V216ZM78 215V216H77ZM93 215V216H92ZM230 215V216H229ZM2 216V217H1ZM3 216H4V218H3ZM74 216V217H73ZM137 216V217H138ZM142 216H144V217H142ZM199 216H201V215H199ZM8 219V218H10L9 220H10V222H8L9 220H7L6 218ZM28 217H30L29 219H28ZM84 217L86 218V220H87V223L85 222V220H84ZM134 217H136V215L134 216ZM136 217V218H137ZM203 217V216H202ZM223 217V218H222ZM225 217H227V218H225ZM3 218V221H1V219ZM78 218V219H77ZM100 218V219H99ZM129 218V217H128ZM128 218H126V220H125V222L123 221V220H121V221H119V222H121V224L120 223H118V227H122L123 225H122V222H124L125 223V227H128L127 229H129L130 228V232L133 234V235H135V236H133V238H132V236H131V233H129V235H128V233H127V230L125 231L124 230V232H122L123 234H126V235H123L122 236V239H121V242H120V244L122 245L121 246V249L119 250L120 252H118L117 254H116V256L115 257H113V258H115V260L113 259V260H111L110 262H109V264H150L151 262L152 263H154L153 261L155 260H157V258L159 257L158 255V257L156 258L154 255H153V253L152 252H149L150 251V249H149V247H150V245L149 246H147V248L145 249L146 251H142L141 249H139V246H135V244H137L136 242L137 241H134V240H136L137 238H136V236L138 237V231H137V226H135V223L136 222H134V221H131V217H130V219H128ZM148 218V217H147ZM4 219H5V221H4ZM79 220V221H77L76 223H74L75 221H73V220ZM91 219H96V221H94V222H92L91 221ZM220 220H222L223 222H221ZM244 220V222H246ZM22 221V222H21ZM88 221L90 222V223H88ZM129 221H131V222H129ZM146 221H147V219L144 221V223H146ZM214 221V220H213ZM239 221H241V222H239ZM254 221L256 222V223H258V224H256L255 222V228L256 229H253L252 230V232H253V235H252V237H254L256 240V242H257V244L261 247V246H264L263 244V242H264V238L261 240L260 238L264 235V232H263V228H264V226H263V224L262 223H264L263 221H264V217L263 216H259V217H257L256 219H254ZM5 222V223H4ZM96 222V223H95ZM101 222H102V224H101ZM128 222H129V225H128ZM221 222V223H220ZM80 225H79V224ZM94 223V224H93ZM114 225L116 226V221H114ZM127 223V224H126ZM134 223V224H133ZM243 223V224H242ZM9 224H8V226H9ZM13 224V223H12ZM105 224V223H104ZM198 224L199 225H201L202 227H203V225H204V228H205V224L204 223H201V221L200 222H198ZM219 225V224H221V225H219V226H217V225ZM226 224V225H225ZM102 225V226H101ZM133 227H132V226ZM216 225V226H215ZM243 225V226H242ZM263 227H262V226ZM24 226V227H23ZM116 226V227H117ZM215 226V227H214ZM102 227V228H101ZM222 228V230H220L221 228ZM243 227V228H242ZM80 228V229H81ZM100 228V229H99ZM206 228H207V226H206ZM205 228V229H206ZM224 228V229H223ZM226 228V229H225ZM213 229V230H212ZM37 230V231H36ZM94 230V231H95ZM101 230V231H100ZM34 231H36L38 234L36 235V232H34ZM82 231H84V230H82ZM123 231V230H122ZM212 231H215L214 233L212 232ZM1 233V232H0ZM217 233V234H216ZM31 234V235H30ZM61 234V233H60ZM217 235V237H216V235ZM33 235H34V237H33ZM35 235H36V237H35ZM61 235H63V234H61ZM40 236V237H39ZM65 237H69V235H64ZM83 236V239H81L80 241H82V240H84V243H85V236L84 235H82ZM99 236V237H98ZM128 236V237H127ZM216 237V239H215V237ZM256 236H257V238H256ZM0 244L1 243H4V240H3V232L1 233V235H0ZM39 237V238H38ZM230 237V236H229ZM264 237V236H263ZM136 238V239H135ZM259 239V240H258ZM99 240V239H98ZM108 240V239H107ZM120 240V239H119ZM138 240V239H137ZM185 240V239H184ZM215 240H217V241H215ZM189 241V240H188ZM263 241V242H262ZM126 242V243H125ZM134 242H135V244H134ZM258 242H260V243H258ZM20 243L22 244V245H20ZM82 243H83V241H82ZM101 243V241L99 242V244H98V253L101 255H104L105 254V249H104V245L102 244H100ZM186 243H188V245L189 246H191V243L192 242H186ZM254 245L252 248V250L255 252V253H253V251H251L252 252V255L250 254V253H245V251H243L242 253H244L243 255H241V258L240 259H243V261H245V259H246V261H248L249 260V262H246L247 264H253L254 262L253 261H255V259H254V257L255 258H257L256 260H258V251H259V247H258V245ZM2 245V244H1ZM16 245V246H15ZM3 246H2V248H3ZM13 246V249L11 248ZM128 246V247H127ZM133 246H135V251H132V247ZM123 247V248H122ZM1 249V248H0ZM104 249V250H103ZM183 249V251H182V254L184 255V256H188L189 257V254L190 253H192V252H190L191 250H189V249H185V248H182ZM256 250V251H255ZM0 251V252H1ZM102 252V253H101ZM128 252V253H127ZM190 252V253H189ZM257 252V253H256ZM7 253V254H6ZM126 253V254H125ZM149 253L151 254V255H149ZM186 253H189V254H187L186 255ZM249 254H250V256H249ZM117 255H118V257H117ZM125 255V256H124ZM147 255H149V257L147 256ZM127 256V257H126ZM148 258H147V257ZM151 256H152V258H156V259H151L150 260V258H151ZM257 256V257H256ZM188 257H185L186 259L188 258ZM245 257H248V259L247 258H245ZM249 257H250V259H249ZM146 258V259H145ZM165 258V257H164ZM245 258V259H244ZM251 258H253V259H251ZM145 259V260H144ZM159 259H162L161 261H163V262H165L166 263V261H165V259H163V257H161V258H158V260ZM153 260V261H152ZM157 260V261H158ZM252 260V262H250ZM243 261L241 260V263H239V264H243ZM105 262V261H104ZM124 262H126V263H124ZM151 263V264H152ZM160 264V262L158 261V262H155V264ZM162 263V262H161ZM165 263H162V264H165ZM44 264V263H43ZM105 264H108V262L107 263H105Z\"/></svg>",
	"mask_w": 264,
	"mask_h": 264
}]
</instances>
